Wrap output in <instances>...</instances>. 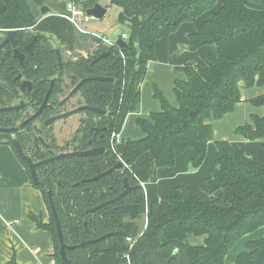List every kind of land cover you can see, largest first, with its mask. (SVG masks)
Instances as JSON below:
<instances>
[{
  "label": "trees",
  "instance_id": "1",
  "mask_svg": "<svg viewBox=\"0 0 264 264\" xmlns=\"http://www.w3.org/2000/svg\"><path fill=\"white\" fill-rule=\"evenodd\" d=\"M63 1L74 2L86 11L97 4V0ZM132 1L139 8L151 9L154 16L140 18L132 12L128 0H111V7L120 12L119 24L128 29V50L107 48L99 39L78 33L76 45L80 47L93 40L94 56L65 62L60 53V65L52 37L31 30L37 24L32 6L43 7L46 0H0V7H6L0 15V107L9 105L14 99L12 89L21 83L19 75L44 88L31 95L30 107L34 110L43 104L51 81L55 89L50 99L55 102L66 91V88H59L66 83L65 77L71 85L85 77L113 79L114 82L92 80L81 87V95L87 102L97 101L114 116L107 143L113 134L122 132L129 114L140 111L147 66L157 60L155 47L163 37L164 28L172 33L182 24L196 22L210 13V19L190 35V50L197 52L205 46L217 47V57L202 54L204 67L187 63L178 69L185 74L186 80L175 81L177 107L173 108L159 90L155 91L161 110L150 114L148 119L137 120L145 138L125 143L121 159L128 168L116 170L98 181H89L116 166L118 156L109 151L100 158L56 159L37 169L40 186L34 187L41 192L49 212L48 223L40 222L39 228L53 238L54 264H66L62 260L61 243L50 206L48 191H51L65 244L74 247L66 250L69 264H225V257L237 241L264 228V144L247 156L236 144L215 142V165L201 190L182 187L176 196L153 202L146 216L147 228L138 237L139 221L147 210L142 184L150 179L153 166L173 167L176 154L189 149L194 151L192 168L201 167L209 142L213 140L212 123L233 113L244 101V90L264 88V0ZM11 30L16 31L18 49L25 59L23 65L14 58L12 45L3 44ZM34 38L31 54L26 48ZM104 53L110 54L94 62ZM252 103L255 107H264V94ZM4 116L13 118L19 113L0 116L1 125L8 127L12 120L5 122ZM84 132L85 138L92 137L89 128ZM235 133L248 142L263 140L264 116L253 115L251 121L238 127ZM0 144L14 149L8 135L0 136ZM140 161H143L140 167L132 169ZM21 163L30 178L27 164ZM126 179L133 187L129 195L97 212L88 211L116 199L124 191ZM201 194L207 195V199ZM132 204L139 208L134 220L118 209V206ZM72 226L78 227L77 235H70ZM192 235L204 238V244L189 245L188 238ZM104 236L107 237L102 241L89 243ZM247 246L248 251L238 256L236 264H264V238L251 241Z\"/></svg>",
  "mask_w": 264,
  "mask_h": 264
},
{
  "label": "crops",
  "instance_id": "2",
  "mask_svg": "<svg viewBox=\"0 0 264 264\" xmlns=\"http://www.w3.org/2000/svg\"><path fill=\"white\" fill-rule=\"evenodd\" d=\"M45 4L49 9L46 15L38 11L39 6H32L37 24L31 30L52 37L61 50L63 58L73 59L78 55L77 50L80 51L81 47L75 43L78 35L76 29L64 18L67 15V2L49 0ZM106 9L108 12L109 8ZM209 19L210 13H206L196 22L182 24L175 32L171 33L167 27L164 28L163 37L157 41L155 47L157 60L147 66L148 73L141 88L140 111L129 114L119 134L116 145L119 154L123 155L126 142L145 138L137 125V120L148 119L150 114L161 110V102L155 98L156 90L160 91L173 108L177 107L174 84L176 80H186L185 74L178 69L187 63L204 67L202 54L217 57L215 46H205L197 52L190 50V35L195 34L198 27ZM262 94L264 88L248 89L243 94L244 101L237 105L232 114L212 123L213 140L209 142L206 159L201 167L192 168L194 156L192 149L176 154L173 167L160 169L156 166L152 167L150 179L142 185L147 210L153 202L162 197L176 196L182 187L200 191L211 176V170L215 165L217 152L215 142L227 141L236 144L247 156L263 146L264 139L248 142L235 133L238 127L248 124L253 115L264 116V107H255L252 103ZM142 162L135 164L132 169L137 170ZM201 196H204V200L207 199V195L201 194ZM48 218L49 212L45 200L41 192L34 187L16 151L9 145L0 144V264H54L53 238L49 232L39 228V223H48ZM263 238L264 228H260L237 241L225 257V264H236L238 256L248 251L247 245L251 241ZM188 244L202 246L204 238L192 235L188 238Z\"/></svg>",
  "mask_w": 264,
  "mask_h": 264
},
{
  "label": "flooded vegetation",
  "instance_id": "3",
  "mask_svg": "<svg viewBox=\"0 0 264 264\" xmlns=\"http://www.w3.org/2000/svg\"><path fill=\"white\" fill-rule=\"evenodd\" d=\"M6 37L4 38V40L6 39ZM5 45H8V44H5ZM107 48H110V47L107 46ZM57 49H59L58 46H57ZM94 49L95 47H92L90 51L85 50L83 52H79L77 53L78 55H76L73 59L69 58V60L77 61L81 58H87V59L91 58L92 59V57L94 56V53H93ZM60 53H61V50H60ZM122 57L125 59L123 54H122ZM62 58H63V55H62ZM99 58L100 57H98V59L95 60L94 62H97ZM69 60L64 58L65 62ZM59 64L61 65L60 62ZM18 78L21 79V83H19V85H17L16 88L12 89L13 90L12 92L14 94V99L10 103H8L9 105L0 107V109L10 108L11 106H19L21 105L22 102L24 104H27L25 110L27 108H30V109L26 113H25V110H21L19 112L11 111L13 113H19V116H13V118L4 116V119L6 118L5 122L11 121V120L12 122H11V125L9 124L8 127H4L0 123V128H3V129L16 128V131L11 133V135L0 133V136L8 135L10 136V139L12 142H13V139L16 138L20 142L22 148L24 149L25 154L28 155L33 160L34 163H41L42 161L56 158V156L61 155V154H71V153H76V152L86 153V151H91V150L101 151L102 148H104V150L101 151V153L98 156H92V157L100 158L102 155H105L107 152L112 151L115 155L118 156L117 164L119 162H122L124 164V168H128L125 162L121 159L122 155L119 154L117 151L118 148L116 145H117V137L119 136V134L117 133L113 134L112 135L113 139L111 137V139L109 140V143H107L108 135L110 133L109 131L110 124L112 121H114V116H112L111 110L110 109L104 110L101 107L100 103L98 104L97 101H95V103L87 102L85 98H83V96L81 95V89L70 98H68L69 96L68 94L64 98L60 97L55 102L49 99L47 103L48 105L52 106L51 109H45L36 120L28 123L23 128L20 127L24 122H26V120H28L37 111H39L40 107L43 105L41 104L37 110H34L30 107L31 102L33 101V97L31 95L36 94L40 89H44V88L37 87L36 85L33 84L32 81L22 78V75H19ZM84 79H87V77H85ZM84 79L79 80V82H77L75 85L71 86L70 84L72 88L70 92L73 89H75V87ZM90 79H93V78H90ZM25 81H29L31 83V87H25L24 89H22V85ZM59 88H66L67 90L69 86L65 83L63 85H59ZM49 89L51 88L49 87ZM53 89H55L54 85H53ZM16 91L19 92L18 95L16 94ZM75 97L78 98L77 99L78 104L73 106V104L70 102ZM99 98H101V95H99ZM85 106H88L89 108H92V109H98V110L101 109L103 111H106V114L99 115V114L92 112L89 109H85L75 114H71L70 116H66L63 119L56 120L55 122L51 124L45 125V122L50 120L52 117H55L61 114H67V113H70V111L84 108ZM11 112H0V116L4 113H11ZM44 113H47V114L45 115V118H42ZM73 116H84L85 118L83 117L82 119H80L78 127L75 130V135L71 138V140L67 142L64 146H60L58 144V134L56 133V130L54 129V127L58 121L68 122L70 118H72ZM105 123H106V126H105ZM86 128H89V131L92 133V137L85 138L84 131ZM50 162H47V163H50ZM27 167H28V164H27Z\"/></svg>",
  "mask_w": 264,
  "mask_h": 264
},
{
  "label": "water",
  "instance_id": "4",
  "mask_svg": "<svg viewBox=\"0 0 264 264\" xmlns=\"http://www.w3.org/2000/svg\"><path fill=\"white\" fill-rule=\"evenodd\" d=\"M128 2L130 3L132 12H134V14L136 16H138L140 18H142V17L152 18L154 16V12H152L151 9L144 10L142 8H139L132 0H128ZM5 9H6L5 6H1L0 7V15L3 14ZM48 12H49L48 7L43 6L42 7V14L46 15ZM86 13H88L89 16L93 17L96 20L97 19H103L107 15V9L102 7L99 3H97L93 8L87 10ZM15 33H16V31H14V30L9 31L7 33V37L4 40L3 44L12 45V47L14 49V58L19 60L20 64L23 65L24 64V57H23L22 53L19 51V49H18L17 41H16V38H15ZM35 40H36V38H34L33 41L30 43V45L27 46V48H26L30 53H33ZM116 42H117V46L119 47L120 50H128V48H129L128 42H125L122 39H118V40H116ZM56 54L58 56L59 62L61 63L62 60L60 58V50L59 49L56 50ZM109 54L110 53L102 54V55L99 56L100 57L99 59L105 58V56H107ZM138 62H140V59L138 60ZM91 80L96 81V82H99V81L100 82H107V81L114 82L113 79H109V78H106V77H99V78H93V79H90V78L84 79L83 81H81L75 87V89H73L69 93L68 98H70L74 94H76L81 89V86H83L86 81H91ZM53 85H54V82L52 81L51 82V86H50L51 89H49V91H48V93H47V95H46V97H45V99L43 101V105L40 107L39 111H37L33 116H31L28 120H26V122H24L20 127L23 128L28 123L36 120L45 109H51L52 108V106L48 105L47 102L49 101L50 96H51V94L53 92ZM242 85H244V83H242ZM25 87H31V83L29 81H25L23 83V85H22V89H24ZM18 93L19 92L16 91L17 95H18ZM26 105L27 104H24L22 102L21 105H19V106H11L10 108H2V109H0V112H11V111L19 112L21 110H25ZM85 109H89L92 112H94L96 114H99V115L100 114H106V111H103L101 109L100 110L92 109V108H89L88 106H85L84 108H80V109H76V110L70 111V113L61 114V115L52 117L50 120L45 122V125L51 124V123L55 122L56 120L63 119L66 116H70L71 114H75V113H77L79 111H82V110H85ZM15 131H16V128H11V129L0 128V133H3V134L11 135V133H13ZM13 146H14V149L16 151V154H17L18 158L21 161H23V162L28 164L29 171H30V178L32 179V182H33L34 186H40V180H39V178L37 176V168L42 166V164H45V163L50 162V161H54L56 159H68V158H71V157H83V158H86V157L98 156L101 153V151L104 150V148H102L101 151H99V150H91V151H86V153L76 152V153H71V154H61V155L56 156V158H53V159H50V160H45V161H42L41 163H34L33 160L28 155L25 154L24 149L22 148L20 142L16 138L13 139ZM123 168H124V164L122 162H119L112 170H110L108 172H105V173H102L100 176H98L96 178H93V179H91L89 181H98L101 178L105 177V175L112 174L114 171L122 170ZM132 189H133V187L129 186V184L127 182V179H126L125 180V184H124V189H123L124 191L119 196H117L116 199L104 202L101 205H99L98 207L91 208L88 211L90 213H94V212H97V211L101 210L102 208H104L106 206L116 204L118 201L122 200L127 195H129L131 193ZM48 192H49L48 194H49V199H50V206L52 207L53 217H54V220L56 222L57 234L59 236L60 243H61L60 251H61V255H62V260L66 264H69V262L67 260V251L66 250H73L74 247H68L65 244L63 232H62V229H61V223H60L59 218L57 216L56 207H54V202H53V197H52L53 193L51 191H48ZM118 209L127 212L129 214L131 220L136 219L137 215L139 214L138 205H133V204L132 205H121V206H118ZM69 233H70L71 236L77 235L78 234V227L77 226L70 227ZM108 236H111V235H108ZM106 237L107 236H104L103 238H101L99 240H94V241H91L89 243L94 244L96 242L102 241ZM80 246L83 247V246H85V244H81Z\"/></svg>",
  "mask_w": 264,
  "mask_h": 264
},
{
  "label": "rangeland",
  "instance_id": "5",
  "mask_svg": "<svg viewBox=\"0 0 264 264\" xmlns=\"http://www.w3.org/2000/svg\"><path fill=\"white\" fill-rule=\"evenodd\" d=\"M48 1L49 0H46V2H48ZM97 3H99L104 8H106V7L109 8L108 12H107L108 14L106 15V17L104 19H97V20L96 19H92L88 24H84L83 27L85 29H87L89 31H92V32H95L97 34H100L102 36H105L108 39H110L111 41L116 40V38L118 36H121L123 33H127L128 32L127 31L128 29L126 27H123V26H121L119 24V21H118V17H119V13L118 12H119V10L117 8L113 7V6L111 7V0H97ZM45 7H47L46 4H45ZM38 11L40 13H42V7L38 8ZM80 35L83 36L85 34H83V35L80 34ZM94 39H96V38H94ZM92 42H93V40L90 39V40H88V42L83 43V45L80 44L81 48L83 46H85L83 48V50L80 49V51L83 52V51H85V49L87 50V48L90 51L92 49V47L95 46V44L92 43ZM53 43H54V41H53ZM121 57H122V54H121ZM138 59H140V58H138ZM64 79L66 81V84L69 86V88L64 92L63 96H61L62 98L67 96L69 94L70 90L72 89L71 88L72 85L70 86V82H69L68 78L65 77ZM250 90H252V89H250ZM253 90H258V89L254 88ZM247 91L248 90H244L243 94H245V92H247ZM77 97L73 98V100L70 102V103L73 104V106L78 104V102H77L78 98ZM83 117L84 116H73L72 118H70V120L68 122H66V121H58L57 122V124L55 125L54 129L56 130V133L58 134V144L60 146H64L75 135V130L78 127L80 119H82ZM118 138H119V136L117 137V142H118ZM112 139H113V137H112ZM147 213H148V210H146L144 218L139 221L141 230L139 232L138 237H140L142 235L141 234L142 230H146V228H147V226H146V225H148V223H147L148 219L146 218ZM144 219H145V221H144Z\"/></svg>",
  "mask_w": 264,
  "mask_h": 264
},
{
  "label": "built area",
  "instance_id": "6",
  "mask_svg": "<svg viewBox=\"0 0 264 264\" xmlns=\"http://www.w3.org/2000/svg\"><path fill=\"white\" fill-rule=\"evenodd\" d=\"M64 18L67 21H69V23L73 26V28L76 29V31L79 34H82V35L83 34L90 35V36L96 38L97 40L99 39L102 43H104L106 46H108L110 48L115 47V48H118L119 49V47L117 46L116 40L122 39L123 41L126 42L127 39H128V36L127 35H121V36H118L116 38V40L111 41L108 38H106V37H104V36H102L100 34H97L95 32H92V31H89V30L85 29L83 27L84 24H88L94 18L91 17V16H89L88 13H86V10L85 9L77 6L74 2H68L67 3V15H65ZM147 223H148V221H147ZM128 241H132V239L131 238H128Z\"/></svg>",
  "mask_w": 264,
  "mask_h": 264
}]
</instances>
